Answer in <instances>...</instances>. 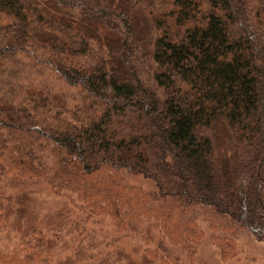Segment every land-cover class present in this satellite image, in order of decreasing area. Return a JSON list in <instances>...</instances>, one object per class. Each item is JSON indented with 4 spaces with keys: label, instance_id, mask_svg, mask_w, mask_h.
<instances>
[{
    "label": "trees",
    "instance_id": "obj_1",
    "mask_svg": "<svg viewBox=\"0 0 264 264\" xmlns=\"http://www.w3.org/2000/svg\"><path fill=\"white\" fill-rule=\"evenodd\" d=\"M17 57L79 97L0 100L3 185L42 184L189 256L205 230L224 258L241 234L264 240V0H0V77ZM49 255L26 242L0 264Z\"/></svg>",
    "mask_w": 264,
    "mask_h": 264
},
{
    "label": "rangeland",
    "instance_id": "obj_2",
    "mask_svg": "<svg viewBox=\"0 0 264 264\" xmlns=\"http://www.w3.org/2000/svg\"><path fill=\"white\" fill-rule=\"evenodd\" d=\"M9 65L0 77L1 101L21 106L39 93L48 94L53 107H66L78 101L75 90L69 91L63 82L51 79L47 71H41L28 58L17 57ZM125 181L145 191L153 189L152 183L143 178L127 176ZM0 193L9 198L5 200L9 218L0 232V247L12 248L30 242L35 248L50 253L49 264H144L147 249L155 250L162 259L173 255L178 264H264V240L257 241L247 234L232 241L235 256L224 258L219 244L211 241L205 230L204 239L189 256L178 247L158 246V237L152 240L144 234L146 230L143 234L140 232L142 236H134L129 230L117 231L108 218L72 208L65 199L50 195L42 184L34 187L26 182L5 186L0 182ZM33 230L40 234L31 233ZM83 230L86 231L81 234ZM155 261L161 264L159 259Z\"/></svg>",
    "mask_w": 264,
    "mask_h": 264
}]
</instances>
